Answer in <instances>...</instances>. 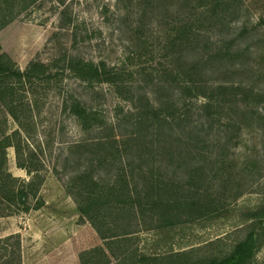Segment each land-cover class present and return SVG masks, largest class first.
<instances>
[{
  "label": "rangeland",
  "instance_id": "rangeland-1",
  "mask_svg": "<svg viewBox=\"0 0 264 264\" xmlns=\"http://www.w3.org/2000/svg\"><path fill=\"white\" fill-rule=\"evenodd\" d=\"M1 7L0 53L11 70L30 74L0 76V141L18 142L21 159L37 168L43 203L23 210L0 198V239L9 236L0 257L8 250L15 264H81L82 250L103 243L68 189L74 165L65 157L74 142L103 141L83 148L85 161L93 153L97 161L108 157L93 167L101 188L120 173L131 190L155 198L161 191L151 192L152 182L168 180L178 195L199 200L196 207L222 212L181 214L165 230L148 207L145 226L131 220L132 235L110 264H141L131 261L134 248L155 256L145 264H207L264 226V213L252 226L241 215L264 205V100L257 99L264 93V0H3ZM84 62L103 63L115 81L82 78ZM186 68L212 94L209 113L202 93H183L175 73ZM160 100L166 115L154 117ZM73 102L85 108L86 126ZM6 152V171L29 178L14 146ZM251 264H264V242Z\"/></svg>",
  "mask_w": 264,
  "mask_h": 264
},
{
  "label": "trees",
  "instance_id": "trees-1",
  "mask_svg": "<svg viewBox=\"0 0 264 264\" xmlns=\"http://www.w3.org/2000/svg\"><path fill=\"white\" fill-rule=\"evenodd\" d=\"M2 1L3 0H0V27L6 22L3 16H1ZM3 56V53H0V76L8 72L16 75L18 78L30 74L29 69L25 71L11 70V66ZM39 67L42 70L44 65L40 64ZM77 69L78 75L88 81L94 78L113 79L115 81L113 75L107 74V71L103 67V63L94 64L92 62H84L78 65ZM178 74L182 78L180 87L186 96L196 97L202 93L205 98L207 97V100L201 104V107L204 112L209 113L212 94L206 92L203 85L198 82L199 73L191 70V68H186L180 70V72L176 71L175 75L177 77ZM221 88V84H218L216 90ZM234 89L237 90L240 89V87L235 86ZM258 95L257 99L259 101L264 100V93ZM2 96L3 94L0 89V97ZM246 96L247 95L243 97L245 98ZM141 97H144L147 101L146 104H148V98L142 95ZM9 108L12 115L16 116L13 108ZM71 109L74 114H76L80 126H86L88 115L85 108H81L77 102H73ZM150 113L154 117H163L166 115L165 105H162L161 100L158 103V108L154 107L150 109L149 114ZM161 113H163L162 116H160ZM108 142H111V147L115 148L112 139ZM100 144H103V141L92 140L91 142L71 143L65 157L67 161H71L74 165L72 172L68 176V181L71 184H69L71 189H68L77 204L78 210H80L82 215H86L91 219L99 236L103 239L101 245H95L80 252L79 258L81 264H110L111 257L118 255V245L126 242L125 240H128V237L132 235L133 230L128 229L129 224L132 223L131 220L136 218L139 223L145 226L147 221L145 210H148V207L153 211L158 222V227L165 230L171 229L178 223L179 221L177 219H179L181 214H185L188 219H197L211 213L218 215L222 213L219 212L220 210H218V208H212L210 204L206 203L196 207L199 200L178 195L176 192L177 190L173 188L176 186L173 181H153L150 187L151 192L154 190L161 191L155 195V198H148V190L142 191L143 188L138 189L136 185L134 186V190H131L126 185L128 183L124 174L122 175L120 173L116 175L115 181L110 186L101 188V186H99V178L94 176L93 167L96 163L100 164L107 160L106 158L108 157L105 155L106 158H104V160L100 159L97 161L93 153V157L91 156L85 161L87 156L83 151V148H87L86 146L88 145L98 146ZM9 145L14 146L18 158L17 163L19 166L26 169L30 175L29 178H19L18 176L12 175L9 171H6V147ZM30 156L31 154L29 153L25 158H30ZM21 157L22 151L18 142L12 141L8 137L0 141V174L2 175L4 173L3 180L0 179V198L9 205H16L23 210L38 208L43 203L42 198L37 196L40 174L38 170H34L37 168H32L30 165H27L24 162L25 159H21ZM81 163H85V165L83 167L79 166ZM130 173L131 177H133L134 172L131 171ZM18 179L20 184L18 186H12V182ZM168 191L171 192L165 193ZM30 199H35L33 205H30ZM263 213L264 205L258 208L244 210L241 215L244 219L248 220L252 226L256 223L255 220L262 216ZM6 240H9V236L0 239L2 242ZM263 242L264 226L259 228L257 232L251 229L247 235L243 239L237 241L229 251L222 255H213L209 257L207 264H251V257ZM115 244L117 245L116 248ZM5 251L7 252L0 257V264H15L13 252L9 253L8 250ZM179 254H181L179 251H175L176 256ZM130 255L131 258L135 257V260L137 258L141 264L148 263V259H155V256L148 255V253L141 250L139 251L136 248L130 252ZM133 260L134 258L131 259V261ZM117 263L118 262H113L112 264ZM183 264H186V262Z\"/></svg>",
  "mask_w": 264,
  "mask_h": 264
}]
</instances>
